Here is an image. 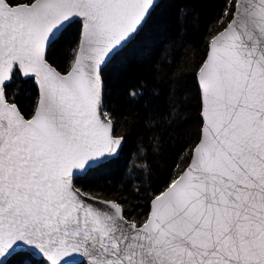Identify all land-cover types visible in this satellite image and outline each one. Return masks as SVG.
I'll return each mask as SVG.
<instances>
[{"label":"snow or ice","instance_id":"1","mask_svg":"<svg viewBox=\"0 0 264 264\" xmlns=\"http://www.w3.org/2000/svg\"><path fill=\"white\" fill-rule=\"evenodd\" d=\"M155 0H0V264H264V0H223L196 73L201 126L137 223L78 185L114 160L103 71ZM76 25L69 67L49 59ZM19 73L37 98L6 91Z\"/></svg>","mask_w":264,"mask_h":264},{"label":"trees","instance_id":"2","mask_svg":"<svg viewBox=\"0 0 264 264\" xmlns=\"http://www.w3.org/2000/svg\"><path fill=\"white\" fill-rule=\"evenodd\" d=\"M222 8L223 0H162L135 41L103 71L104 106L124 144L114 160L91 171L78 186L122 203L137 223L199 135L195 73L209 36L222 28L217 23ZM78 34L72 25L54 41L49 59L61 71L71 63ZM6 91L26 112L38 95L34 80L19 73ZM13 264L43 262L30 255Z\"/></svg>","mask_w":264,"mask_h":264},{"label":"water","instance_id":"3","mask_svg":"<svg viewBox=\"0 0 264 264\" xmlns=\"http://www.w3.org/2000/svg\"><path fill=\"white\" fill-rule=\"evenodd\" d=\"M160 1L161 0H155V3H156V6L160 3ZM155 6V7H156ZM59 35L60 34H57V38L59 37ZM23 77H25V76H23ZM25 78H27V77H25ZM9 83V82H8ZM103 88H104V84H103ZM103 103H104V96H103ZM117 137H119V136H117ZM123 144H124V139H123V143H122V146H123ZM121 149H122V147H121ZM121 149H120V151H121ZM120 151H119V154H120ZM101 200H112V199H105V198H101V197H99ZM116 201V200H115ZM35 257H37V258H41L39 255H35V254H33ZM70 259V262H71V264H77V263H79V262H81V260L83 259L80 255H78V254H74L72 257H70L69 258Z\"/></svg>","mask_w":264,"mask_h":264},{"label":"bare ground","instance_id":"4","mask_svg":"<svg viewBox=\"0 0 264 264\" xmlns=\"http://www.w3.org/2000/svg\"><path fill=\"white\" fill-rule=\"evenodd\" d=\"M161 1H162V0H161ZM161 1H160V2H161ZM155 8H156V7H155ZM155 8H154V9H155Z\"/></svg>","mask_w":264,"mask_h":264},{"label":"rangeland","instance_id":"5","mask_svg":"<svg viewBox=\"0 0 264 264\" xmlns=\"http://www.w3.org/2000/svg\"><path fill=\"white\" fill-rule=\"evenodd\" d=\"M157 7V6H156Z\"/></svg>","mask_w":264,"mask_h":264}]
</instances>
